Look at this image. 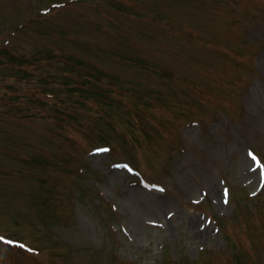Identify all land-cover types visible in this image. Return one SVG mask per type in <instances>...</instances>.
Wrapping results in <instances>:
<instances>
[{
    "label": "rangeland",
    "instance_id": "1",
    "mask_svg": "<svg viewBox=\"0 0 264 264\" xmlns=\"http://www.w3.org/2000/svg\"><path fill=\"white\" fill-rule=\"evenodd\" d=\"M0 264H264V0H0Z\"/></svg>",
    "mask_w": 264,
    "mask_h": 264
}]
</instances>
